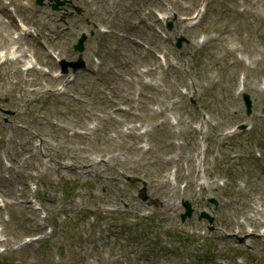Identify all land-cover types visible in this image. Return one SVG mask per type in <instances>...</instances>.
<instances>
[{"label": "rangeland", "instance_id": "1", "mask_svg": "<svg viewBox=\"0 0 264 264\" xmlns=\"http://www.w3.org/2000/svg\"><path fill=\"white\" fill-rule=\"evenodd\" d=\"M60 1L0 0V264H264V0Z\"/></svg>", "mask_w": 264, "mask_h": 264}, {"label": "water", "instance_id": "2", "mask_svg": "<svg viewBox=\"0 0 264 264\" xmlns=\"http://www.w3.org/2000/svg\"><path fill=\"white\" fill-rule=\"evenodd\" d=\"M55 1H56V3H53V4H52V7H53V8H57L58 3H61L60 0H55ZM37 2H38V4H42V3H43L42 0H37ZM84 38H85V35H82V37H81V38L79 39V41H78V44H76L75 47H76L78 50H82V49H83L82 42H83ZM182 40H183V39H182V37H181V38L179 39V41H178V46L181 45ZM63 64H64V66H65L67 63H63ZM71 64H73V66H74V70H75L77 67L83 65V62H82L81 59H79L78 62H74V63H71ZM64 70H66V67L64 68ZM243 98H244V101H245V104H246L247 113L249 114V113L251 112V102H252V101H251V99H250V97H249V95H248L247 93H244V94H243ZM140 196H141L143 199L146 198L145 187H143V188L140 190ZM185 205H186V207H187V213L182 214V219H183V220L185 219V216H186L187 214H188V215L191 214V208H190L189 203L186 202ZM202 215H206V214L203 213Z\"/></svg>", "mask_w": 264, "mask_h": 264}, {"label": "bare ground", "instance_id": "3", "mask_svg": "<svg viewBox=\"0 0 264 264\" xmlns=\"http://www.w3.org/2000/svg\"><path fill=\"white\" fill-rule=\"evenodd\" d=\"M127 47L138 49V46H137V45H130V44H127ZM9 53L11 54L12 52L9 51ZM0 54H1V57L7 56V54H6L5 52H3V51H0Z\"/></svg>", "mask_w": 264, "mask_h": 264}]
</instances>
